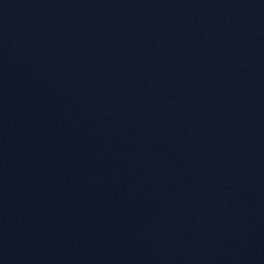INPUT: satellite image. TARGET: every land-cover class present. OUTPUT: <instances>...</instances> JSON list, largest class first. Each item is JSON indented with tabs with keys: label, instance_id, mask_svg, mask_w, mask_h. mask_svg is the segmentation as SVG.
I'll return each mask as SVG.
<instances>
[{
	"label": "water",
	"instance_id": "1",
	"mask_svg": "<svg viewBox=\"0 0 264 264\" xmlns=\"http://www.w3.org/2000/svg\"><path fill=\"white\" fill-rule=\"evenodd\" d=\"M0 264H264V0H0Z\"/></svg>",
	"mask_w": 264,
	"mask_h": 264
}]
</instances>
